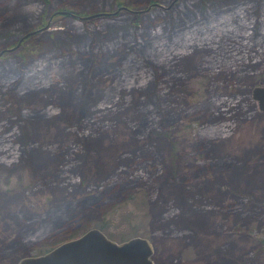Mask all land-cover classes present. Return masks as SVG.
<instances>
[{
    "label": "rangeland",
    "instance_id": "1",
    "mask_svg": "<svg viewBox=\"0 0 264 264\" xmlns=\"http://www.w3.org/2000/svg\"><path fill=\"white\" fill-rule=\"evenodd\" d=\"M258 85L264 0H0V264L89 228L264 264Z\"/></svg>",
    "mask_w": 264,
    "mask_h": 264
},
{
    "label": "water",
    "instance_id": "2",
    "mask_svg": "<svg viewBox=\"0 0 264 264\" xmlns=\"http://www.w3.org/2000/svg\"><path fill=\"white\" fill-rule=\"evenodd\" d=\"M152 5L159 6L150 3L147 8ZM55 13L67 12L56 10ZM69 15L76 18L75 14ZM250 97L255 101L257 109L264 111V86H253ZM150 256L151 245L144 237L133 236L115 242L97 228H89L73 238L59 242L42 254L22 257L12 264H152Z\"/></svg>",
    "mask_w": 264,
    "mask_h": 264
},
{
    "label": "trees",
    "instance_id": "3",
    "mask_svg": "<svg viewBox=\"0 0 264 264\" xmlns=\"http://www.w3.org/2000/svg\"><path fill=\"white\" fill-rule=\"evenodd\" d=\"M151 3H153V2H151ZM64 11H66L67 13L69 12V11H67V10H64ZM115 12L114 11H108V12H106V11H101V12H92V13H90V14H88L89 16H90V18H94V17H98V16H107V15H110V14H114ZM87 16V15H86ZM90 18H88V19H90ZM92 39L93 40H95V35H94V33L92 34ZM134 41H136V40H134ZM139 42H136L135 43V45H137ZM82 232V231H81ZM72 237V236H71Z\"/></svg>",
    "mask_w": 264,
    "mask_h": 264
},
{
    "label": "bare ground",
    "instance_id": "4",
    "mask_svg": "<svg viewBox=\"0 0 264 264\" xmlns=\"http://www.w3.org/2000/svg\"><path fill=\"white\" fill-rule=\"evenodd\" d=\"M88 18H90V16H88Z\"/></svg>",
    "mask_w": 264,
    "mask_h": 264
}]
</instances>
